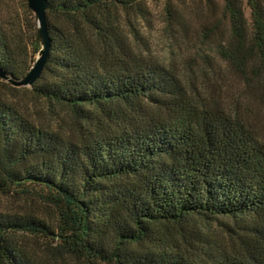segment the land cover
<instances>
[{
  "label": "trees",
  "instance_id": "obj_1",
  "mask_svg": "<svg viewBox=\"0 0 264 264\" xmlns=\"http://www.w3.org/2000/svg\"><path fill=\"white\" fill-rule=\"evenodd\" d=\"M245 1L218 44L242 72L264 62ZM143 2L48 0L45 116L12 86L40 47L0 17V193L23 200L0 207V264H264V140L136 48L119 13Z\"/></svg>",
  "mask_w": 264,
  "mask_h": 264
},
{
  "label": "rangeland",
  "instance_id": "obj_2",
  "mask_svg": "<svg viewBox=\"0 0 264 264\" xmlns=\"http://www.w3.org/2000/svg\"><path fill=\"white\" fill-rule=\"evenodd\" d=\"M243 7L250 19L245 0ZM0 17L28 48L40 47L37 61L43 40L28 0H0ZM119 18L136 48L172 68L210 102L238 112L264 140V62L250 59L242 72L219 53V42L230 36L223 0H144L141 7L121 11ZM12 86L31 111L45 116L47 105L30 92L32 86ZM22 202L0 193L1 208L22 207ZM20 239L36 245L28 236Z\"/></svg>",
  "mask_w": 264,
  "mask_h": 264
},
{
  "label": "water",
  "instance_id": "obj_3",
  "mask_svg": "<svg viewBox=\"0 0 264 264\" xmlns=\"http://www.w3.org/2000/svg\"><path fill=\"white\" fill-rule=\"evenodd\" d=\"M28 4L38 19L40 27L39 34L43 40V49L28 75L23 80L14 83V85L17 86H32L39 79L47 63L51 46V39L47 25V9L49 6L48 0H28ZM0 77L5 78V75L0 72Z\"/></svg>",
  "mask_w": 264,
  "mask_h": 264
}]
</instances>
